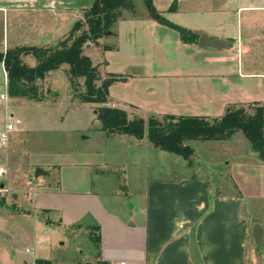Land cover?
Returning a JSON list of instances; mask_svg holds the SVG:
<instances>
[{
    "label": "crops",
    "instance_id": "crops-1",
    "mask_svg": "<svg viewBox=\"0 0 264 264\" xmlns=\"http://www.w3.org/2000/svg\"><path fill=\"white\" fill-rule=\"evenodd\" d=\"M92 2L0 0V50L53 45L70 32L76 20L83 18L82 11ZM152 3L168 20L189 30L190 37L183 39L179 30L157 21L143 9L118 18L113 32L85 43L83 52L105 77L122 72L102 71L100 61L91 57L94 45L106 51L119 50L126 43L138 48L152 46L163 51L164 56L155 60L150 55V63L168 65L181 59L185 71L202 78L210 92L183 104L182 111H163L112 95L109 89L115 82H129L135 75L122 73L125 79L108 86L107 104L122 107L127 114L133 109L150 114L209 116H220L228 105L237 102L257 101L264 107V0ZM203 33L225 40L226 44L200 46L199 36ZM169 48L176 54L167 56ZM195 54L198 56L194 59ZM22 59L28 65L37 63L32 53L23 54ZM67 69L68 64L63 62L37 78L35 95L11 94L7 72L0 61V132L7 121L20 119L6 141L0 138V177L4 178L10 168H17L26 179L30 171L34 181L41 183L35 192V206L53 215L54 224L95 226V261L86 260L87 264H120L121 260L125 264H257L260 250L252 235L255 225L263 227L260 248L264 263V164L253 148L250 147L253 154L239 151L233 159L225 160L227 177L213 175L210 181L200 172L171 176L169 168L162 175L149 176L145 171L139 183V164L151 168V142L144 139L148 153L145 161L131 156L118 162L111 155H103L98 140L105 142L126 133L107 132L100 127L94 104L80 98V89L71 83ZM75 114L83 118L74 121ZM89 124L95 125L94 132L86 131ZM80 134L84 136L79 138ZM127 135L134 138L135 147L140 145L141 138ZM84 139L94 141L77 148V140ZM115 164L121 171V181L116 180V191L110 194L104 186L109 172L115 173ZM133 178L135 183H131ZM6 185L0 180V189ZM129 195L137 198V204ZM250 236L254 251L250 249ZM71 260L80 264L74 256Z\"/></svg>",
    "mask_w": 264,
    "mask_h": 264
},
{
    "label": "rangeland",
    "instance_id": "rangeland-1",
    "mask_svg": "<svg viewBox=\"0 0 264 264\" xmlns=\"http://www.w3.org/2000/svg\"><path fill=\"white\" fill-rule=\"evenodd\" d=\"M134 5V11L123 8L122 15H133L140 13L143 9L146 10L143 0H134ZM175 54L173 48H169L166 52L167 56ZM150 55L153 56L152 59L160 60L164 56V52L152 46L151 49L144 45L138 48L129 43L122 45L119 50L106 51L98 44L92 48L91 57L96 62L100 61L102 71L114 70L131 75L135 73L129 82H115L109 90L116 97L151 105V108H160L163 111L168 109L182 111L183 104L191 103L194 98L205 97L209 94V88L203 83V79L197 78L195 73H187L186 68L183 67L185 63L181 59L172 64L165 65L162 63V65L155 66L148 61ZM195 55L193 56L194 59L198 56ZM193 69L198 71L201 68L193 67ZM158 71H163L164 74H156ZM201 74L197 76H201ZM130 110L132 111L126 114L128 118L142 117L143 122L147 123L150 113ZM247 110L251 111L252 109L247 107ZM154 114L161 118L164 113ZM73 118L74 121L78 122L83 116L82 114H75ZM73 118L71 116L70 121ZM94 128V124H89L86 131L94 132ZM82 136L84 135L80 134L79 138ZM144 139V137L140 139L138 147L132 143L134 138L127 134L121 135V137L107 138L105 142L98 140L97 143L102 145L101 152L103 155H111L118 159V162L123 157L131 156H139L145 161V156L148 153H145L147 145L144 144ZM93 141L94 139L77 140V148L85 147ZM188 143L193 148L190 158L158 149L150 143L151 150H153L149 161L151 168L146 167L145 163L139 164L140 170L137 173V175L139 174L137 178L139 183L143 181V172H149V176L162 175L168 172L169 168H171V176L185 172H200L210 181L213 175L227 177L226 159H233L239 151L244 155L253 154L250 151L252 146L241 130H236L222 139H194L189 140ZM154 147L157 149L154 150ZM255 154L264 164V156H260L257 151ZM16 165L20 167V165ZM142 167L146 168L143 169ZM159 167H164L165 170H159ZM114 172L116 174L109 172L105 180L104 191L110 194L115 193L117 181H121L119 175L121 171L116 164ZM28 173L29 177L24 179L22 170L10 168L4 178L0 177V180L7 182L8 185L0 189V264L13 262V264H49L51 260H54L53 264H74L71 260L73 256L78 258L80 264H87L86 260L95 261L94 249L97 245V228L95 226L76 227L54 224L53 215L35 206V192L41 183L34 181L30 171ZM133 182L135 183L134 178L131 183ZM12 186L17 188L12 189ZM129 196V199L137 204V198L132 195ZM121 203L125 205V202ZM258 208L256 206V209ZM131 221L132 219L129 220V222ZM249 243L251 251H254L255 246L251 236ZM261 249L257 264H264ZM23 260L26 263H23Z\"/></svg>",
    "mask_w": 264,
    "mask_h": 264
},
{
    "label": "trees",
    "instance_id": "trees-1",
    "mask_svg": "<svg viewBox=\"0 0 264 264\" xmlns=\"http://www.w3.org/2000/svg\"><path fill=\"white\" fill-rule=\"evenodd\" d=\"M143 2L149 16L179 30L183 39L190 37L189 30L168 20L155 8L152 0ZM134 7V0H93L82 11L83 18L76 20L70 32L53 45L17 46L0 50V61L3 62L8 76L9 92L35 95L34 81L65 62L68 64L71 83L75 89H80L78 93L83 101L95 105L100 127L107 132L144 137L155 147L190 158L193 148L188 143L189 140L222 139L236 130H241L252 148L260 156H264V107L257 101L232 103L220 116L164 113L158 118L151 113L146 124L140 121V117L128 118L122 107L107 104L109 84L125 79L126 75L109 73L101 77L97 66L83 52L84 45L89 41H96L103 34L113 32L114 22L125 16L122 15V9L134 11ZM25 53H32L37 58V63L26 64L22 59ZM80 78L82 82L79 81ZM247 107L252 110L248 111ZM260 249L259 247L258 250Z\"/></svg>",
    "mask_w": 264,
    "mask_h": 264
},
{
    "label": "water",
    "instance_id": "water-1",
    "mask_svg": "<svg viewBox=\"0 0 264 264\" xmlns=\"http://www.w3.org/2000/svg\"><path fill=\"white\" fill-rule=\"evenodd\" d=\"M224 44H226L225 40L217 39L213 36H208L205 33H203L199 36V45L200 46H209V45L210 46L211 45L222 46ZM139 119H140V121H143L142 117H140ZM38 171H39V168H36L35 173L37 174ZM262 232H263V227L261 225L253 226L252 235L254 237L255 245L257 248H259L262 244Z\"/></svg>",
    "mask_w": 264,
    "mask_h": 264
},
{
    "label": "built area",
    "instance_id": "built-area-1",
    "mask_svg": "<svg viewBox=\"0 0 264 264\" xmlns=\"http://www.w3.org/2000/svg\"><path fill=\"white\" fill-rule=\"evenodd\" d=\"M18 122H20L19 118H13L6 122L5 128L0 132L1 141H6L8 132L12 130L15 127V124ZM27 250H29V248H27ZM120 264H125V261L121 260Z\"/></svg>",
    "mask_w": 264,
    "mask_h": 264
}]
</instances>
